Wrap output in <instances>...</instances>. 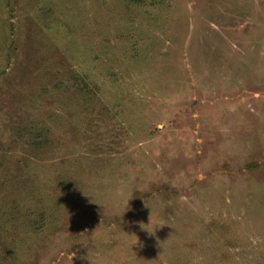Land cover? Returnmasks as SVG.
Here are the masks:
<instances>
[{
	"label": "rangeland",
	"instance_id": "1",
	"mask_svg": "<svg viewBox=\"0 0 264 264\" xmlns=\"http://www.w3.org/2000/svg\"><path fill=\"white\" fill-rule=\"evenodd\" d=\"M88 249L264 264V0H0V264Z\"/></svg>",
	"mask_w": 264,
	"mask_h": 264
},
{
	"label": "clouds",
	"instance_id": "2",
	"mask_svg": "<svg viewBox=\"0 0 264 264\" xmlns=\"http://www.w3.org/2000/svg\"><path fill=\"white\" fill-rule=\"evenodd\" d=\"M161 226H162V225H161ZM141 228L144 229V230H147L148 233H149V235H151V234L154 232V231L151 230L150 228L145 227V224H141ZM136 242H137V241H136ZM136 242H135V243H136ZM135 243H134V244H135ZM83 246L87 247L86 245H83ZM87 248H88V247H87ZM82 259H85V260H87V261H90V264H93V261H92V259H91V253H90L89 249H88L86 255L82 257Z\"/></svg>",
	"mask_w": 264,
	"mask_h": 264
},
{
	"label": "trees",
	"instance_id": "3",
	"mask_svg": "<svg viewBox=\"0 0 264 264\" xmlns=\"http://www.w3.org/2000/svg\"><path fill=\"white\" fill-rule=\"evenodd\" d=\"M139 1H142L143 2V0H139Z\"/></svg>",
	"mask_w": 264,
	"mask_h": 264
}]
</instances>
